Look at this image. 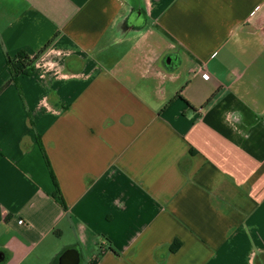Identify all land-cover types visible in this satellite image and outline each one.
<instances>
[{"label": "crops", "instance_id": "obj_1", "mask_svg": "<svg viewBox=\"0 0 264 264\" xmlns=\"http://www.w3.org/2000/svg\"><path fill=\"white\" fill-rule=\"evenodd\" d=\"M75 259L264 264V0H0V264Z\"/></svg>", "mask_w": 264, "mask_h": 264}, {"label": "trees", "instance_id": "obj_2", "mask_svg": "<svg viewBox=\"0 0 264 264\" xmlns=\"http://www.w3.org/2000/svg\"><path fill=\"white\" fill-rule=\"evenodd\" d=\"M52 43H49L46 45L35 57L30 58L28 55L19 53L17 56L8 58V66L10 68V71L12 75L16 78L26 75L29 73V71L32 70L35 63L40 59V57L49 49ZM56 197L58 198L59 202L63 207H65V204L63 202L62 196L60 192L58 191L56 193ZM177 249V245L174 246V251Z\"/></svg>", "mask_w": 264, "mask_h": 264}, {"label": "water", "instance_id": "obj_3", "mask_svg": "<svg viewBox=\"0 0 264 264\" xmlns=\"http://www.w3.org/2000/svg\"><path fill=\"white\" fill-rule=\"evenodd\" d=\"M69 254H70L69 250L65 251V252L60 256L59 261H60V260L63 261L65 258H67L68 256H70ZM71 257H72V256H71ZM73 257L75 258V255H73ZM65 261H66V260H65ZM71 262H72L73 264H75V263H76V259L73 260V261H71Z\"/></svg>", "mask_w": 264, "mask_h": 264}, {"label": "built area", "instance_id": "obj_4", "mask_svg": "<svg viewBox=\"0 0 264 264\" xmlns=\"http://www.w3.org/2000/svg\"><path fill=\"white\" fill-rule=\"evenodd\" d=\"M19 224H23V221H20Z\"/></svg>", "mask_w": 264, "mask_h": 264}, {"label": "clouds", "instance_id": "obj_5", "mask_svg": "<svg viewBox=\"0 0 264 264\" xmlns=\"http://www.w3.org/2000/svg\"><path fill=\"white\" fill-rule=\"evenodd\" d=\"M39 66V65H38Z\"/></svg>", "mask_w": 264, "mask_h": 264}]
</instances>
